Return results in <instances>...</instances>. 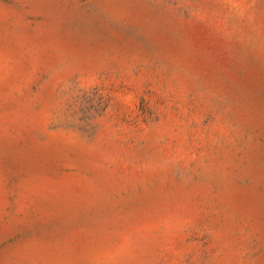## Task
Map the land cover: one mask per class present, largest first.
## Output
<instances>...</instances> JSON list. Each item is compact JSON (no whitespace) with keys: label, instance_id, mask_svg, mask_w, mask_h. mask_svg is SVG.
I'll use <instances>...</instances> for the list:
<instances>
[{"label":"rangeland","instance_id":"374dc122","mask_svg":"<svg viewBox=\"0 0 264 264\" xmlns=\"http://www.w3.org/2000/svg\"><path fill=\"white\" fill-rule=\"evenodd\" d=\"M0 264H264V0H0Z\"/></svg>","mask_w":264,"mask_h":264}]
</instances>
